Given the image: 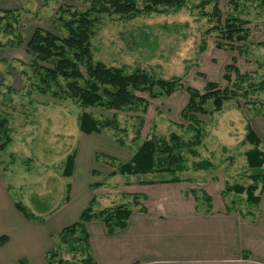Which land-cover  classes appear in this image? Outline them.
I'll return each instance as SVG.
<instances>
[{
    "label": "rangeland",
    "instance_id": "374dc122",
    "mask_svg": "<svg viewBox=\"0 0 264 264\" xmlns=\"http://www.w3.org/2000/svg\"><path fill=\"white\" fill-rule=\"evenodd\" d=\"M228 2L220 1L223 14L230 10ZM239 4L242 16L249 20L250 30L249 45L242 54L216 48L214 34L206 36L203 43L204 31L210 24L192 5L176 13L132 20L103 17L91 40L94 60L109 67H123L128 72L142 68L163 79L178 77L181 88L170 96L154 99L139 93L149 102L145 113L117 112L118 129L84 134L79 130L83 111L79 105L71 100L58 101L39 95L33 87L24 48L37 27L59 34L56 16L61 7L86 9L87 3L84 0H0V119H7L11 138L5 150L0 151V172L9 197L45 219L52 208L70 199L73 186L72 202L50 220L55 221L66 212L71 216L81 213L88 206L90 196L95 198L93 209L96 211L119 204L140 209L143 208L140 192H146L143 185L181 183L198 209L206 210L210 199L211 206L212 201L217 207L223 203L225 211L252 219L256 210L247 203L245 194H236L229 188L247 187L253 183L252 175L260 173V169L248 167L244 154L252 148L245 140L246 128L251 123L262 138L264 151V127H259L264 117L257 115L259 111L264 114L263 93L250 95L247 105L240 98L226 101L220 111L211 110L212 104L208 101L205 106L209 112L195 116L201 134L200 143L191 147L196 154L182 150L186 160L184 171L173 176L168 173L110 176L118 163L128 161L144 140L168 139L171 133L184 141L193 138L196 129L180 114L188 101L187 87L202 92L209 81L216 82L220 88L226 87L222 78L224 67L233 59L239 70L251 73L256 82L264 78V7L245 0ZM18 34L24 40L23 46H11L10 42H16ZM91 111L101 120L109 119L113 113L98 108ZM140 119H143L141 125ZM72 154V172L78 155L76 173L74 177L72 172L66 177L63 174L66 159ZM199 162H207L209 166L196 170L194 165ZM91 183H102V186L92 190ZM134 196H139L137 206ZM57 235L53 238L54 245ZM63 248V259L68 264H83L82 253L66 254Z\"/></svg>",
    "mask_w": 264,
    "mask_h": 264
},
{
    "label": "trees",
    "instance_id": "16d2710c",
    "mask_svg": "<svg viewBox=\"0 0 264 264\" xmlns=\"http://www.w3.org/2000/svg\"><path fill=\"white\" fill-rule=\"evenodd\" d=\"M86 9L63 6L59 9L56 21L58 35L37 27L30 38L25 42L24 54L28 60L27 66L31 70L34 88L39 95L49 96L52 99L63 101L71 100L82 108L79 117V130L84 134H100L103 129H118L117 112L145 113L149 102L139 96L146 94L154 99L170 96L181 88L178 77L163 79L142 68L126 71L123 67H109L94 60L91 40L101 25L105 16H116L122 20H132L142 16L168 15L182 9H190V5L197 9L200 17L207 18L210 26L204 31L206 36L214 34V45L219 49L242 51L249 45L250 30L247 27L249 20L242 16L240 0H229L230 10L225 14L220 8L221 0H84ZM259 8L264 7V0H245ZM207 7H210L206 11ZM11 46L22 47L24 40L17 35L16 42ZM260 44V43H258ZM2 45H0L1 47ZM204 49V45L201 50ZM223 80L226 87L220 88L216 82L209 81L203 91L186 88L188 101L181 110V117L189 120L196 132L188 141L181 140L176 133H171L168 139L150 138L144 140L126 162H120L117 170L110 172L126 176H141L155 173H168L173 176L186 168V160L182 150L196 154L191 147L200 143V128L197 114H207L206 103L211 101L213 111H220L226 101L234 98L243 100V105L250 102V95L264 94V78L255 81L251 73H242L232 63L225 65ZM113 111L109 119H99L92 109ZM208 111V112H207ZM257 115L263 116L260 111ZM143 119L139 120L141 125ZM245 140L252 146L245 152L248 167L260 169L259 174L252 175L253 183L247 187L235 185L229 190L236 194H245L247 203L254 209L259 204V194H256L258 185L264 181V151L261 149V139L247 126ZM10 129L7 119H0V151L5 150L10 143ZM120 142V141H119ZM98 155H96L97 157ZM98 158V157H97ZM96 158V159H97ZM110 158V157H109ZM111 159V158H110ZM74 155L67 157L64 176L69 177L72 172ZM196 170H203L209 166L207 162L194 165ZM94 174V173H92ZM174 179V182H178ZM102 186V183H91L93 190ZM134 196V205L137 198ZM95 198L92 197L88 206L83 209L77 221L64 227L57 235L54 248L45 255V264H68L63 259L62 249L65 246L68 253L80 252L85 257L83 264H96L90 249L89 234L86 224L93 220L102 221L109 233L126 226L131 214V208L126 204H119L104 209L94 210ZM15 208L27 219L42 222L43 216H35L20 202H15ZM212 208L208 199L207 211ZM144 211V208H140ZM0 237V241H1ZM57 259V261H55ZM20 264H24L20 262Z\"/></svg>",
    "mask_w": 264,
    "mask_h": 264
},
{
    "label": "crops",
    "instance_id": "0c3cea01",
    "mask_svg": "<svg viewBox=\"0 0 264 264\" xmlns=\"http://www.w3.org/2000/svg\"><path fill=\"white\" fill-rule=\"evenodd\" d=\"M77 164L78 155L73 177ZM143 186L144 211L133 208L124 228L109 233L102 221L86 224L96 264H264V181L256 191L260 200L252 219L213 201L210 211L198 209L181 183ZM8 191L0 172V264H45L53 238L80 214L66 212L50 221L72 202L73 186L71 200L57 204L42 222L27 220Z\"/></svg>",
    "mask_w": 264,
    "mask_h": 264
}]
</instances>
